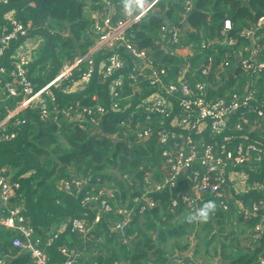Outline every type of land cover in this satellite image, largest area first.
<instances>
[{"label": "built area", "instance_id": "built-area-1", "mask_svg": "<svg viewBox=\"0 0 264 264\" xmlns=\"http://www.w3.org/2000/svg\"><path fill=\"white\" fill-rule=\"evenodd\" d=\"M157 1L90 0L94 6L91 45L72 60L64 59L54 78L38 89L31 80L30 64L43 41L31 34V22L24 24L16 18L14 11L2 12L0 9V142L14 137L15 134L7 132L6 127L11 120L15 124L23 123L18 115L27 110H37L43 121L56 120L61 114L67 120L77 118L80 128L84 129L83 120L95 124L107 111H121L120 102L126 99L123 96L125 85L132 92H138L139 83L144 81L152 90L137 105L143 109L144 116L135 123L133 132L136 142L154 138L161 147V178H155L148 170L144 171L141 181L136 182L129 174H117L126 188L136 186L123 198L116 195L114 184L92 182L91 175L57 180L56 188L66 194L78 197L83 192L81 205L97 209V213L92 223L82 218L62 222L44 238L47 247L67 227L70 232L88 239L93 227L99 223L101 213L118 215L111 231L124 234L135 217L141 220L156 209L160 204L159 196L167 193L169 210L175 213L181 204L184 213L189 214L191 226L184 239L187 247L174 259V264H194L185 255L194 250L201 226L198 213L205 197L216 200L222 212L229 211L232 199L234 217L244 222L260 214L263 200L245 203L234 199L231 183L234 177H248L242 169L245 166L249 172H256L264 158V148L258 141L264 133V90L259 97V92L253 89L257 80H262L264 87V46L260 44V37L255 36L256 31L264 27V16H259L250 30L242 29L237 35L230 34L232 24L230 19H225L219 37L201 40L199 53L202 61L197 66L191 65L195 56L194 45L180 43L182 27L177 23L162 24L160 32L165 50L185 61V66L169 79V69L157 64L146 50L137 46L133 32L134 26L154 9ZM192 4L193 0L184 1L186 12L190 11ZM6 5L8 0H0V6ZM99 5L102 9L97 8ZM116 5L120 6L121 13L117 18ZM239 38L246 43L239 42ZM100 56L97 62L99 76L108 84L110 107L106 109L98 103L81 105L78 101L67 108L61 107L55 90L64 95L84 91L92 81L96 59ZM244 75L255 78V81L245 84L241 91L237 86ZM8 99L14 100V106L1 117ZM185 174L189 190L179 191L173 197L178 179ZM19 188L20 183L11 179L9 171L0 168V226L15 232L11 245L28 252L32 264H52L41 246L43 239L36 236L26 219ZM251 188L262 190L264 194L263 184H254L244 192ZM248 230L251 241L258 240L264 233V216ZM57 251L63 256L57 264H80L76 247L61 244ZM6 258L0 248V264H5ZM253 264H264V256Z\"/></svg>", "mask_w": 264, "mask_h": 264}, {"label": "trees", "instance_id": "trees-1", "mask_svg": "<svg viewBox=\"0 0 264 264\" xmlns=\"http://www.w3.org/2000/svg\"><path fill=\"white\" fill-rule=\"evenodd\" d=\"M184 1L158 0L154 9L133 28L137 46L146 50L157 64L169 69V79L185 66V61L165 50V41H162L160 32L162 24L177 23L182 27L180 43L194 45L195 56L191 59V65L197 66L202 58L199 53L201 40L219 37L225 19L231 21L230 34L237 35L242 29L250 30L256 19L264 16V0H193L189 12L185 11ZM86 7V0H8V5L0 6L2 12L14 11L16 18L24 24L31 22V34L44 38L30 64L31 80L37 89L54 78L64 59L72 60L78 54L86 52L91 45L89 38L93 21L86 15ZM98 7L102 9V5ZM255 36L260 37V44L264 46V27L258 29ZM241 41L246 43L239 38V42ZM206 52L208 53V49ZM100 58L101 56L96 59L92 81L84 91L64 95L55 90L61 107L67 108L77 101L81 105L98 103L106 109L110 107L108 84L102 82L99 76L97 62ZM254 79L244 75L238 81L237 88L242 91L244 85L252 83ZM139 87L138 92H132L125 85L123 96L126 99L120 102L121 111H107L95 124H89L88 119L83 120L86 126L84 129L80 128L77 118L67 120L62 114L56 120L51 118L43 121L37 110L22 112L18 118L23 119V123L15 124L11 120L6 127L7 132L15 135L10 141L0 142V168L7 169L11 179L20 183L18 193L23 197L26 219L35 230L36 236L43 239L41 246L52 264L63 260V256L57 251L59 245L75 247L73 242L78 241L81 244V239L86 244L85 246L82 242V247H92V252L96 253L92 255L91 264H114L121 261L126 262L124 264H165L168 252L162 246L167 239L177 237L180 240L191 230L189 214L184 213L181 204L172 213L168 208L169 195L164 193L159 196V206L141 220L135 217L124 235L111 231L118 215L101 213V219L91 230L88 239L70 232L67 227L49 247L44 244V238L54 232L62 222L82 218L92 223L97 213V209L81 205L80 197L83 192L78 197L66 194L56 188L57 180L91 175L92 182L114 184L117 188L116 195L123 198L129 189H136V186L132 183V186L126 188L125 182L117 178L116 173L129 174L135 182L141 181L146 170L152 171L155 178H161V147L154 138L144 142H136L134 139L135 123L144 116L143 109L137 105L152 91L144 81L139 83ZM254 88L260 97L264 90L262 80H257ZM4 105L1 117L14 106V100L8 99ZM258 141L264 148V134ZM242 169L247 172V181L251 187L254 184L264 185V158L256 172H249L246 166ZM185 176L186 174L178 179L172 192L173 197L179 191L189 190ZM237 197L245 203L258 199L264 202L262 190L255 188ZM204 200L214 204V208L208 212L213 215V222L207 216L206 220L201 218V226L206 227L208 232L219 227L215 234H209L205 244H210L215 237L228 238L230 234H234V230L223 234L225 227L232 225L233 202H229L228 212H222L217 207L216 200L209 196ZM175 214L180 215L181 220L172 225L171 220ZM262 216L264 205L256 217L246 222L239 218L238 220L247 229H253ZM14 235L15 232L0 226V243L3 251H8L13 257L11 264H32L28 252L19 251L11 245ZM252 244V250L244 253L243 247L236 243L232 255L226 254L222 244L221 258L228 264H253L259 257L264 256V233ZM173 247L177 251L184 250L187 243L176 242Z\"/></svg>", "mask_w": 264, "mask_h": 264}, {"label": "rangeland", "instance_id": "rangeland-1", "mask_svg": "<svg viewBox=\"0 0 264 264\" xmlns=\"http://www.w3.org/2000/svg\"><path fill=\"white\" fill-rule=\"evenodd\" d=\"M42 40L44 41V38ZM113 171L115 172V170ZM246 178L234 177L231 183L232 191L234 190L236 191L232 194L234 195V197L239 196V194H243L244 190H248L250 188V184L248 183V181H246ZM180 220H181L180 215L175 214L174 218L171 220V224L176 225L177 223H179ZM231 223H232L231 226L225 227L226 231L223 232V234L228 233L230 230H234L235 231L234 234H230L229 238L215 237L212 240V242L208 245L205 244L207 237L211 233L215 234L219 230V227H215L214 230H212L211 232H208L206 227L203 226L199 227L198 237L194 242V247H193L195 249V254L192 256V260L196 264H215L217 260L219 261L220 259L224 260L219 256V253L222 251L221 250L222 244H224V251H226L227 253L229 247H236V243L240 244L243 247L244 253H247L252 250L253 244L251 239L249 238V234L247 232V228L245 227L244 223L242 221H239L238 218L235 217H232ZM100 238L103 239V236H101ZM153 238H155V236H153ZM123 242H125L124 239ZM176 242L184 243L185 241L183 238H181L180 240L177 237L168 238L165 244L162 246V248H165V250L168 253L172 252L170 255L171 258L179 255L176 254L179 253V251L174 250L173 247V243Z\"/></svg>", "mask_w": 264, "mask_h": 264}, {"label": "crops", "instance_id": "crops-1", "mask_svg": "<svg viewBox=\"0 0 264 264\" xmlns=\"http://www.w3.org/2000/svg\"><path fill=\"white\" fill-rule=\"evenodd\" d=\"M87 1V7H86V15L89 17V18H91V16H92V14L94 13V6H93V3H91L90 2V0L88 1V0H86ZM120 1V0H119ZM143 1H145V0H143ZM97 8H98V6H97ZM115 10H116V18L117 17H119V16H121V13H120V6H115ZM92 36V33L90 32V37ZM90 39V38H89ZM91 40V39H90ZM181 53H184V50H181L180 51ZM6 114V113H5ZM264 134V133H263ZM262 134V135H263ZM234 192H236V191H232V188H231V194H233ZM245 193V192H244ZM243 193V194H244ZM243 194H239L240 196H242ZM233 198L234 199H236V198H238L237 196L236 197H234V195H233ZM231 202H233V200L231 199ZM206 204V201L205 200H203L202 202H201V206H202V208H203V206ZM219 208V207H218ZM208 216H209V218L211 219V221L213 222V215L211 214V213H208ZM233 217H234V215H233ZM231 221H232V219H231ZM202 224V223H201ZM130 226H131V224H130ZM247 232H248V234H249V238H250V232H249V230L247 229ZM124 233H125V231H124ZM124 235V234H123ZM230 236H228V238H229ZM183 239H185V235L183 236ZM125 240V239H124ZM83 241H85V240H83ZM82 241V239H81V244H79V243H77L78 241H76V243L75 242H73L74 243V246L77 248V250H78V252H79V263L80 264H91L92 263V255H95L96 253L95 252H92V250H93V248L91 247V248H89L88 246L87 247H85L86 246V244L84 243ZM235 241H236V238H235ZM82 242H83V245H85L84 247H82ZM1 244L2 243H0V248H1V250L3 251V249H2V246H1ZM235 250V247H229L228 248V253L226 252V254L227 255H232L233 254V251ZM183 251V250H182ZM182 251H179V253L180 252H182ZM4 252V251H3ZM92 252V253H91ZM178 253V254H179ZM4 254H5V256L7 257L6 258V263L5 264H11V262H12V258L13 257H11L9 254L10 253H8V251H6V252H4ZM195 254V249L194 250H192L191 251V253L190 254H188V255H185V257H190L189 258V260L191 261L192 260V256ZM171 253L169 254L168 253V255H167V257H168V260L166 261V263L165 264H174V259L177 257H173V258H171ZM219 256L221 257V252L219 253ZM221 261H225V260H221L220 259V261L219 260H217V262H221ZM192 262L194 263V264H196L193 260H192ZM216 262V263H217ZM124 263H126V262H124V261H121V262H115L114 264H124ZM215 263V264H216ZM141 264H145V263H141ZM152 264V263H151Z\"/></svg>", "mask_w": 264, "mask_h": 264}, {"label": "clouds", "instance_id": "clouds-1", "mask_svg": "<svg viewBox=\"0 0 264 264\" xmlns=\"http://www.w3.org/2000/svg\"><path fill=\"white\" fill-rule=\"evenodd\" d=\"M246 194V193H244ZM214 208V204L213 202H208L206 203L203 208L199 211L198 215L199 217L203 218V219H207L208 216V212ZM190 219H192V217H190Z\"/></svg>", "mask_w": 264, "mask_h": 264}]
</instances>
